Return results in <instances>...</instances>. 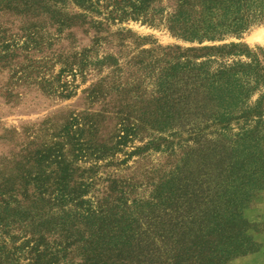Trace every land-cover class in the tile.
<instances>
[{"label":"trees","instance_id":"16d2710c","mask_svg":"<svg viewBox=\"0 0 264 264\" xmlns=\"http://www.w3.org/2000/svg\"><path fill=\"white\" fill-rule=\"evenodd\" d=\"M21 7L22 13L48 14L61 28L69 7L79 9L83 22L96 17L98 29L142 21L199 47H157L145 68L157 99L151 129L167 134L146 149L184 150L173 171L146 198L133 200L134 188L111 183L104 196L87 197L94 183L71 181L72 170L61 164L53 197L45 199L47 188L39 185L36 206L21 202L17 181L2 184L0 264H21L25 247L32 254L27 264H227L247 254L251 243L232 238L230 228L241 219L247 189L262 186L254 165L262 153L255 126L264 117L262 50L204 44L264 23V0H0V13L21 15ZM127 120L118 146L138 134ZM209 127L219 130L206 132ZM21 230L30 235L23 243Z\"/></svg>","mask_w":264,"mask_h":264},{"label":"rangeland","instance_id":"374dc122","mask_svg":"<svg viewBox=\"0 0 264 264\" xmlns=\"http://www.w3.org/2000/svg\"><path fill=\"white\" fill-rule=\"evenodd\" d=\"M23 9L21 15L0 13V192L2 184L15 180L21 184V202L28 199L36 206L39 185L47 188L45 199L53 197L61 164L72 170L71 181L94 183L87 197L104 196L111 183L134 188L130 200L139 194L146 198L181 161L184 150L167 155L146 149L152 139L167 134L151 129L157 99L145 68L157 47L199 45L142 21L98 29L96 17L83 22L74 7L63 11L68 20L62 28L46 13H22ZM230 44L261 49L264 67V23L240 37L204 46ZM142 60L145 64L139 65ZM125 119L138 134L118 146ZM262 121L255 125L261 129L262 153L254 164L263 176L262 186L247 189L241 219L230 228L232 238H247L251 246L247 254L227 264H264V117ZM231 128L232 133L240 131L235 121ZM215 130L219 128L206 132ZM187 138L184 133L180 141L184 144ZM25 235L21 230V243L29 239ZM23 250L21 264H27L32 254L26 247Z\"/></svg>","mask_w":264,"mask_h":264}]
</instances>
